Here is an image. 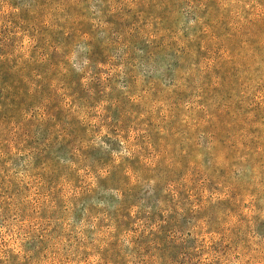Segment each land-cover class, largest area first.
<instances>
[{
	"label": "rangeland",
	"instance_id": "rangeland-1",
	"mask_svg": "<svg viewBox=\"0 0 264 264\" xmlns=\"http://www.w3.org/2000/svg\"><path fill=\"white\" fill-rule=\"evenodd\" d=\"M51 1L43 23L103 30L131 13L121 41L138 42L108 52L103 86L78 99L73 148L30 147L48 136L27 122L32 99L0 101V264H264V0ZM14 38L22 91L45 72L81 85L82 47L44 60ZM124 196L158 204L148 263L114 227Z\"/></svg>",
	"mask_w": 264,
	"mask_h": 264
},
{
	"label": "trees",
	"instance_id": "trees-1",
	"mask_svg": "<svg viewBox=\"0 0 264 264\" xmlns=\"http://www.w3.org/2000/svg\"><path fill=\"white\" fill-rule=\"evenodd\" d=\"M47 2L51 3L52 1L0 0V101L8 103L10 97L18 99L20 96H27L32 99L31 101L34 100L33 103L29 102L33 106L30 108V116L27 122L31 124L33 129L38 128L39 131L46 129L48 136L43 140H31L29 146L43 145L48 147L58 143L60 145L56 150L62 148L65 150L66 148H73V140L78 136V127L73 118L78 99L86 96L89 99L94 98L98 88L103 86L102 65L109 54L108 52L115 49L113 53L117 54L122 46L130 52L133 47L135 49L132 43L137 44L138 41H121L126 36L127 29L125 26L127 24L125 22L130 21L131 13L126 14V17L122 19L113 13L100 26L103 30L85 22L77 25L76 21V25L67 21L63 23L59 21L56 25L57 20L55 23L51 20L50 22L45 21V23L42 21L43 15H45L44 10L48 5ZM9 3L16 4L9 6ZM40 7L43 8L42 11L39 10ZM109 25H114L112 28L114 31L111 34H109L110 31L106 30ZM20 32L28 35L33 42L32 44L38 46V49L44 54V60H53L54 54H59L61 51L71 56L73 53L71 54L70 51L68 53L67 46L77 44L82 47V52L79 54L80 67L78 69L80 72L78 79L81 85L74 86L71 79L65 77L68 75L66 72L60 75H56L55 72L53 73L55 76L52 75V78L45 72L41 80L43 84L34 92L32 90L25 92L16 86L13 81L16 80L17 63L11 59L8 42H15L14 37H17ZM159 48V44L153 45L151 58ZM52 68L60 71L58 62L52 65ZM64 68L66 66H63L62 70ZM26 88L28 87L23 89ZM114 110H109V113H114ZM100 120L102 127L107 130V134L120 135V132H116V124L109 122L105 124L102 119ZM27 141L25 140V143ZM51 147L55 148L54 145ZM153 205L158 204L150 199L126 198L124 196L118 205L113 222L117 230H125L128 244L135 250L137 257H144L142 261L145 263H148L145 256L152 253L154 257L158 255L157 244L161 241L160 236L150 226L155 222L151 211Z\"/></svg>",
	"mask_w": 264,
	"mask_h": 264
}]
</instances>
